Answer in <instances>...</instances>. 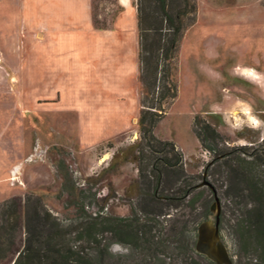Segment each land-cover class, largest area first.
<instances>
[{
  "label": "rangeland",
  "instance_id": "374dc122",
  "mask_svg": "<svg viewBox=\"0 0 264 264\" xmlns=\"http://www.w3.org/2000/svg\"><path fill=\"white\" fill-rule=\"evenodd\" d=\"M195 1L196 20L184 31L175 62L177 97L164 104L153 134L173 143L198 183L214 186L223 217L220 242L231 264H247L232 233L240 200L226 195L230 182L220 167L205 172L212 154L200 145L194 122L214 128L228 149L262 143L264 0ZM133 4L132 15L119 16L114 0L93 1L97 27L118 34L114 45H98L85 20L79 44L69 34L50 48L45 0H0V205L31 195L68 232L81 230V202L93 217H128L137 207L145 167L140 157L149 155L138 126L144 96L137 0ZM203 190L198 208L206 207L214 220V195ZM193 215L184 204L170 216ZM102 239L103 245L110 242L109 235ZM76 244L91 252L86 242ZM108 252L113 264L143 260L120 244ZM174 254L170 249L161 263L177 264Z\"/></svg>",
  "mask_w": 264,
  "mask_h": 264
},
{
  "label": "trees",
  "instance_id": "16d2710c",
  "mask_svg": "<svg viewBox=\"0 0 264 264\" xmlns=\"http://www.w3.org/2000/svg\"><path fill=\"white\" fill-rule=\"evenodd\" d=\"M136 9L144 96L138 126L140 141L149 155L140 157L145 167L141 169L137 207L130 206L128 217H93L86 214V205L81 202V230L68 232L40 200L31 195L24 200L13 197L0 205V263L113 264L108 249L115 243L141 254L143 260L134 264H164L160 256L165 257L170 249L175 251L177 264H213L195 250L198 227L208 220L206 207L198 208L203 189L208 187H199V176L184 170L182 154L174 153L173 143L153 134L162 119L164 104L177 97L175 62L184 31L195 23L196 1L137 0ZM97 19L93 17L94 27L104 29L97 27ZM149 96H153L150 103ZM194 132L200 145L212 154L205 172L220 167L230 182L226 195L240 200L232 233L241 255L248 259L247 264H264V138L257 147L252 142L250 146L228 149L210 125L199 127L196 120ZM184 204L190 213L194 212V218L173 219L171 212ZM198 209L201 211L195 214ZM219 220L221 231V214ZM169 222L168 229H164L163 224ZM103 235L110 239L105 245ZM80 242L90 245L91 252L76 244Z\"/></svg>",
  "mask_w": 264,
  "mask_h": 264
},
{
  "label": "crops",
  "instance_id": "0c3cea01",
  "mask_svg": "<svg viewBox=\"0 0 264 264\" xmlns=\"http://www.w3.org/2000/svg\"><path fill=\"white\" fill-rule=\"evenodd\" d=\"M93 1L94 0H45L48 9L45 15V26L48 29L47 34L50 36L52 43L50 48H55L57 46L55 44L57 38L59 39L69 34L73 35L74 41L78 43V40L84 38L86 35L85 20H87V31L92 30L98 45H114L116 43L118 34L115 30L110 27H106L105 29H97L94 27L92 16ZM69 4L72 5L73 8H70V11H65V5L67 9ZM114 5L120 10V15L118 13L119 16H130L134 12L133 0H114ZM246 69L247 68H244V70Z\"/></svg>",
  "mask_w": 264,
  "mask_h": 264
},
{
  "label": "water",
  "instance_id": "95a60500",
  "mask_svg": "<svg viewBox=\"0 0 264 264\" xmlns=\"http://www.w3.org/2000/svg\"><path fill=\"white\" fill-rule=\"evenodd\" d=\"M202 186L208 187L213 192L214 199L216 202V216L214 220H207L201 223L198 227L195 250L197 253L205 256L207 259H209L215 264H231V261H229L227 258L226 250L220 242V205L217 198V192L214 186L207 181H203L202 184L199 185V187Z\"/></svg>",
  "mask_w": 264,
  "mask_h": 264
},
{
  "label": "bare ground",
  "instance_id": "6f19581e",
  "mask_svg": "<svg viewBox=\"0 0 264 264\" xmlns=\"http://www.w3.org/2000/svg\"><path fill=\"white\" fill-rule=\"evenodd\" d=\"M38 36H41V34H39Z\"/></svg>",
  "mask_w": 264,
  "mask_h": 264
}]
</instances>
